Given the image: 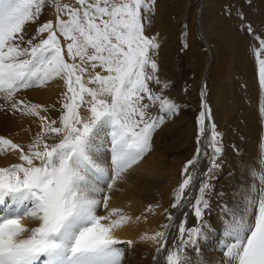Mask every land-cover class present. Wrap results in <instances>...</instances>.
<instances>
[{
    "label": "snow or ice",
    "instance_id": "6c2138e0",
    "mask_svg": "<svg viewBox=\"0 0 264 264\" xmlns=\"http://www.w3.org/2000/svg\"><path fill=\"white\" fill-rule=\"evenodd\" d=\"M154 6L155 0H0V111L19 113L39 128L27 145L0 136V152L15 153L19 161L0 167V206L6 207L0 208V264H122L115 230L132 217L110 205L113 193L151 151L153 134L177 107L162 95L167 85L158 91L151 86L162 84L154 58L160 45L148 34ZM48 8L54 16L41 22ZM33 24L35 32L29 34ZM247 31L253 32L250 26ZM255 39L264 93V39ZM55 80L63 82L58 109L21 96ZM260 111L264 116V107ZM206 120L210 110L197 119L196 154L184 165L170 205L189 206L196 225L186 226L185 213L166 264H187L185 250L198 252V242L212 231L205 210L211 207L207 196L222 147L215 124L208 135ZM105 147L110 166L102 160ZM202 156H209V167L193 197L188 190ZM257 178L264 185V170ZM251 192L242 207L225 209L231 242L225 245L224 264H264V186ZM164 211L169 221L164 230L140 238L156 244L157 254L166 249L167 229L175 219Z\"/></svg>",
    "mask_w": 264,
    "mask_h": 264
},
{
    "label": "rangeland",
    "instance_id": "374dc122",
    "mask_svg": "<svg viewBox=\"0 0 264 264\" xmlns=\"http://www.w3.org/2000/svg\"><path fill=\"white\" fill-rule=\"evenodd\" d=\"M204 1L203 7L202 0H155L148 34L155 36L160 45L154 58L162 84L151 86L154 91H158L160 87L167 85L162 95L177 106L170 118L183 127L182 137L186 143V148L180 153L178 171L176 170V188L174 186L170 191V205L174 202V190L184 178V165L196 154L197 119L205 108L211 113L210 124H215V130L220 134L218 140L222 153L217 159L220 167L213 171V188L207 196L211 207L205 210V219L213 230L215 223L224 217L227 194L232 192V184L226 176L236 166H241L242 158L245 157V134L250 132L247 128V115L251 111H256L257 118H261L258 135L264 141V116L260 111L264 107V93L259 86L254 56V49L259 48V41L255 37L264 39V0ZM52 11L48 8L43 13L41 22L52 19ZM36 26H29V34H34ZM249 26L253 30L252 34L247 31ZM202 27L208 31V43L202 37ZM208 54L210 65L204 77L202 71L205 70ZM52 87L57 92L46 93L49 98L39 103H54L59 108L61 89L56 82L52 81L44 89ZM203 93H206V98ZM153 110L155 114L158 107ZM161 140L162 134L156 130L152 141ZM261 167L264 170V164L261 163ZM190 211L192 209L189 207V213ZM191 214L192 217L193 213ZM142 217L145 218V215ZM192 218L194 222H188L187 227L196 225L195 216ZM210 232L206 230V235ZM132 242L133 246H138L134 254L141 256L138 264H149L148 256L152 250L143 245L142 241ZM204 242L205 239L198 242V252L192 248L185 250L190 258L187 264H193L194 255L200 254ZM117 246L123 247L121 244Z\"/></svg>",
    "mask_w": 264,
    "mask_h": 264
},
{
    "label": "bare ground",
    "instance_id": "6f19581e",
    "mask_svg": "<svg viewBox=\"0 0 264 264\" xmlns=\"http://www.w3.org/2000/svg\"><path fill=\"white\" fill-rule=\"evenodd\" d=\"M202 1L204 7L205 1ZM204 27L201 28V33L206 41L209 37L208 31ZM206 42L208 43V40ZM209 57L208 54V60L206 59L207 63L204 66L205 70L202 71L204 77L210 65ZM55 82L61 89V93L63 90L62 81L55 80ZM56 92V88L53 87L46 89L33 88L22 92L21 96L33 103H39V101H45L49 98V94L47 96L46 93L55 94ZM43 105L51 106L55 104ZM55 107L58 109L56 105ZM152 111L154 112L153 109ZM52 115L55 118L58 113L53 111ZM260 120L261 118L256 116V111H251V114L247 115V128L250 132L245 134V157L242 158L241 166H236L232 171H229L230 175L226 176V179L232 184V192L227 194L228 202L225 208L227 210H237L238 207H242L245 194L252 190L251 194L255 195V189L262 187L261 181L257 178L262 170L261 160L264 158V141L261 139L260 134L258 135ZM206 127L209 129V124ZM38 130V124L32 119L23 117L19 113L13 114L10 111H0V136H5L14 143L27 145ZM157 130L162 134V140L152 141L151 151L133 167L126 182L119 185L120 190L113 193V199L110 202L112 207L122 208L132 217L129 223L115 230V235L122 241L120 244L123 247L116 245L124 254L122 264H138L140 262L138 260L141 256L134 254L138 246H133V242L131 244L127 242L141 241V236L145 234L150 235L155 231L164 230L161 226L169 223L166 219L165 209H168L175 217L174 221L171 222L172 226L167 229L168 244L166 249L157 254L156 244L151 241L141 242L152 250L148 256L149 264H166L167 248L172 247L173 241L178 243L177 229L181 220L185 219V213L188 214L187 223L194 222L192 218L194 215L191 217L192 212L189 213V206L185 205L182 208L172 209L169 204L170 191L172 187L175 186L176 188L178 181L175 175H177L181 158L180 153L186 148L185 139L182 137L184 129L174 123L170 117H166L165 123ZM207 145V139L202 138L201 147L210 154ZM207 158L208 156H202L196 166L198 170L196 171V179L193 181L194 186L188 190L193 197L198 192L200 181L203 179V172L209 167ZM102 160L106 166H110L111 158L108 147L102 149ZM17 162H19L17 154L10 151L0 152V167H7ZM149 205H158V207H155L153 212H146L145 209ZM0 208L6 211L5 206H0ZM225 209L223 212L224 217L215 223L214 229L207 235L200 254L194 255L193 264H224L225 245L231 242L226 232V219L230 217L227 216ZM100 214H103V210ZM0 215H3V211H0ZM143 215L146 218H143ZM136 217H140V219L137 220ZM154 256L156 257L155 260L153 259Z\"/></svg>",
    "mask_w": 264,
    "mask_h": 264
},
{
    "label": "water",
    "instance_id": "95a60500",
    "mask_svg": "<svg viewBox=\"0 0 264 264\" xmlns=\"http://www.w3.org/2000/svg\"><path fill=\"white\" fill-rule=\"evenodd\" d=\"M204 86L202 85V88H203ZM202 92H204V88L202 89ZM203 95H204V93H203ZM204 98H205V95H204Z\"/></svg>",
    "mask_w": 264,
    "mask_h": 264
}]
</instances>
